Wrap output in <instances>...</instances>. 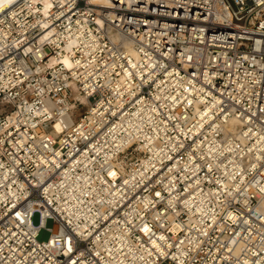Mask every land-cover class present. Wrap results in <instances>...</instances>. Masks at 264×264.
<instances>
[{
	"label": "built area",
	"instance_id": "1",
	"mask_svg": "<svg viewBox=\"0 0 264 264\" xmlns=\"http://www.w3.org/2000/svg\"><path fill=\"white\" fill-rule=\"evenodd\" d=\"M169 72L228 119L209 162L195 146L210 122L190 136L185 90L155 97ZM139 106L161 110L166 140L154 145L171 158L128 186L150 152L120 150L110 135ZM234 163L237 184L223 189L217 181ZM203 176L215 181L185 186ZM166 188L216 191L190 215L163 199ZM0 264H264V0H15L2 9Z\"/></svg>",
	"mask_w": 264,
	"mask_h": 264
},
{
	"label": "bare ground",
	"instance_id": "2",
	"mask_svg": "<svg viewBox=\"0 0 264 264\" xmlns=\"http://www.w3.org/2000/svg\"><path fill=\"white\" fill-rule=\"evenodd\" d=\"M13 1L15 0H2L0 2V11ZM62 63L68 67L71 66V63L67 56H64V58H62ZM158 83L160 85V90L155 94V97L157 99H160L165 96L163 92L164 88H173L175 90V93L168 95V97L171 98L176 96L177 92L185 90V93L179 95L180 99L182 100L183 96L186 95V106H188V104L190 103L194 105L193 116H191L190 121L196 123V128L191 133V137H193L197 133L202 134L204 124L210 122L209 124L211 126V130L206 131L210 137L206 138L205 141L198 140L195 146V148L199 147L201 150L204 148L203 151L199 152V156L209 162L210 158L214 156V150L217 149V146H212L210 143L216 141L215 136H217L221 131H226V123L228 122L226 115L219 114L215 103L205 105L204 98L198 96L197 100H193L192 97H189V94H193V91L189 87V85L193 83V81L190 79L179 81L178 79L171 77V72H169L166 76V81L164 83L162 81H159ZM74 88L76 89V87ZM74 97L82 102H86V98L83 95L74 93ZM162 102V104L166 103V101ZM201 105H204V108H200ZM164 110L165 108L163 107V115ZM156 115H161V110L158 109V107H152L147 110H144L142 106H139L135 109L132 114H130L129 117L121 118L120 122H118V124L114 127L113 132L114 134L118 133V136L112 137V133L110 135L111 140L119 142L117 144L119 145L118 148L120 150H124L131 143H136L138 149L143 150L145 152H150L149 158L142 159L141 164L138 166V168L132 174L128 175V186H140V182L147 178L145 174L146 172L151 170L153 173L155 169H158L160 163L171 158L168 152L154 145V141L157 139V137H162L164 141L166 140L163 136L166 130V128L164 127L165 124H159V121L161 122L162 120L160 117H156ZM179 118H183V120L186 119V117L182 116H180ZM229 121L232 123L236 122L235 119L230 118ZM181 133H183L185 136L187 135L185 131ZM241 140L243 141L244 139ZM252 149L253 151L246 155L250 159L259 156L261 144L256 141L255 144L248 148V151H251ZM227 150L231 151L233 155H242L243 153L242 151L238 150L235 144H231V146L228 147ZM230 160H234L233 157H230ZM235 165L236 164L234 163L229 167V172L224 170L227 176V181H217L222 185L221 187L223 189H225L226 187L236 186L237 180L235 181L234 178L237 174V171L232 169V167ZM182 166L186 169L188 167V163H183ZM249 166H253L255 168V166L251 163L249 164ZM151 167L153 168L151 169ZM174 168L176 169V171H181V168L178 167L177 163L174 164ZM174 168L170 167L169 170L172 171ZM210 168L211 165H208V169ZM121 169L123 170V166ZM242 178H244L243 174H241V179ZM136 180H138L137 184L135 183ZM181 180H188V176L186 175V173H181ZM205 181H207L208 183H213L215 180L212 179L210 176L196 177L194 178L193 182H186L185 186L200 187L203 186V183ZM165 186L168 185L166 184ZM217 189H219V187H217ZM166 190L169 195L163 199L167 200L169 204H173L174 202H183L184 207L189 211L190 215L194 213H200L203 207L205 206V201H207V199L209 200L212 194L214 195V192L216 191L215 189L211 192L207 191L205 193H198L197 188L195 189V191H189L187 194L181 195L176 192H173L172 188H166Z\"/></svg>",
	"mask_w": 264,
	"mask_h": 264
},
{
	"label": "rangeland",
	"instance_id": "3",
	"mask_svg": "<svg viewBox=\"0 0 264 264\" xmlns=\"http://www.w3.org/2000/svg\"><path fill=\"white\" fill-rule=\"evenodd\" d=\"M38 223H39V215L35 214L34 217H33V224L34 225H38ZM52 225H53V221L52 220H50V219L46 220L45 228H51ZM49 236H50V232L48 230L41 229L39 234H38V238L37 239H38L39 242H43V241L45 242V241L48 240Z\"/></svg>",
	"mask_w": 264,
	"mask_h": 264
},
{
	"label": "water",
	"instance_id": "4",
	"mask_svg": "<svg viewBox=\"0 0 264 264\" xmlns=\"http://www.w3.org/2000/svg\"><path fill=\"white\" fill-rule=\"evenodd\" d=\"M2 0H0V2H1Z\"/></svg>",
	"mask_w": 264,
	"mask_h": 264
}]
</instances>
